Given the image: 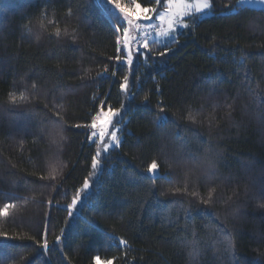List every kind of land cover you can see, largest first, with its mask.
<instances>
[{"label":"trees","instance_id":"obj_1","mask_svg":"<svg viewBox=\"0 0 264 264\" xmlns=\"http://www.w3.org/2000/svg\"><path fill=\"white\" fill-rule=\"evenodd\" d=\"M214 9L165 56L149 40L152 68L134 60L122 146L102 158L92 199L70 219L96 152L89 129L74 125L89 123L101 101L129 103L119 89L126 72L97 75L115 63L111 18L102 0H0V210L9 205L0 264H93L97 255L113 264H264V10L236 0ZM153 160L167 179H147Z\"/></svg>","mask_w":264,"mask_h":264},{"label":"snow or ice","instance_id":"obj_2","mask_svg":"<svg viewBox=\"0 0 264 264\" xmlns=\"http://www.w3.org/2000/svg\"><path fill=\"white\" fill-rule=\"evenodd\" d=\"M101 2V0H98ZM253 0H236L238 6L252 3ZM255 2L264 5V0H255ZM105 13L111 18V30L112 34L116 37V55L114 57H109V60H113L115 63L112 65L111 70L108 65H105L103 71L97 75L101 78L107 76L115 77L118 71L126 72L123 75L122 82L119 84L120 92L123 93L127 99L128 104L121 102L118 108H113L110 105H106L104 101L100 102L99 110L91 117L89 123L74 125L75 128H87L89 129L88 140L90 143L96 146V152L91 157V173L90 177L86 178L83 185L78 189L72 197L71 203L67 205L66 211L70 219H75V213L77 211L82 212L83 208L87 205L85 201H90L93 195L92 189V177L98 176L102 170V158L111 155V150L119 149L122 146V140L118 133L124 131L125 127V116L128 114L131 102L137 97V92L133 91L129 83V75L133 72V64L135 61H140L143 58V64L146 67L152 68L153 64L149 63V56L146 54L152 52L149 46V39L155 32L156 36L161 38L157 39L155 43L163 45V50L159 52V55L165 56L167 52L173 51L175 45L179 44V29H192L195 30L196 23L198 21V16L193 15V10L195 13L202 16H208L210 13L215 14L214 3L215 0H150L147 5H143L139 0H132L131 7L126 6L121 2V0H102ZM225 8L232 10L234 14L240 11L239 7H233L229 4L225 5ZM71 12V10H69ZM191 16V23L186 21L184 18ZM160 21L161 25L166 24V27H159L153 21ZM137 20L143 23H138ZM134 33H136L134 35ZM60 30H56V36L59 37ZM214 49L211 50L208 55L210 58L215 59ZM159 73V69H156ZM139 81V76L136 77ZM33 88L36 87L35 84L32 85ZM159 90V89H157ZM20 99L24 100L25 95L20 94ZM148 96L143 97V102H148ZM11 103H16V97L11 94ZM159 113L155 117V121L158 126L161 122H167V117L160 115V113H165V106L163 104L157 105ZM193 122L194 119H193ZM118 125L120 127H118ZM160 165L156 160H153L147 166V173L149 174L147 179L155 183L158 179H167V177L161 176L159 172ZM55 175L51 176V179H55ZM41 179H44L42 176ZM170 182V181H169ZM214 191V189H213ZM180 192L177 189L173 192L176 195ZM187 193V188L184 189ZM196 195V193H192ZM212 202V194L209 193L207 199H202L201 203L204 205H209ZM49 205L52 204V200L49 199ZM173 204H182L183 201H173ZM79 206V207H78ZM264 207V205H261ZM9 205H5L3 210H0V215H7V208ZM45 229V239L40 245L41 248L47 253L49 251L48 241H47V223L44 225ZM225 239L227 241L226 252L229 253L232 260L235 261L238 258L235 256L233 243V238L231 234L225 233ZM109 239H114L111 235ZM67 239L64 230H61V235L56 237V244L62 245ZM119 245L127 246L128 241L125 239H119ZM115 258L101 261L100 256H93V264H113Z\"/></svg>","mask_w":264,"mask_h":264},{"label":"rangeland","instance_id":"obj_3","mask_svg":"<svg viewBox=\"0 0 264 264\" xmlns=\"http://www.w3.org/2000/svg\"><path fill=\"white\" fill-rule=\"evenodd\" d=\"M193 2H195V0H193ZM240 7H249V8H253V9L264 10V5H261V4L257 3V2H255V0H253L252 3H247V4H244V5H241ZM193 15L198 16V18H206V17L210 16L211 13H210L208 16H202V15H200V14L195 13L194 10H193ZM189 17H191V16L185 17L184 19L186 20V19L189 18ZM137 22H138V23H143L142 21H139V20H137ZM153 22H154L155 24H157V25H158L159 27H161V28L166 27V24L161 25V24H160V21H158V20H155V19H154ZM181 30H183V29H179V32H180ZM135 34H136V33H134V35H135ZM157 39H161V38L157 37L156 34H155V32H154L153 35H152V37H151L149 40H155V41H156ZM118 127H120V126L118 125ZM118 135H120V133H118ZM147 174H148V173H147ZM148 175H149V174H148Z\"/></svg>","mask_w":264,"mask_h":264}]
</instances>
